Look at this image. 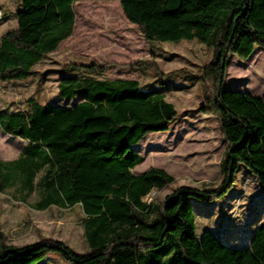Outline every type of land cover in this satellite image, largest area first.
Returning a JSON list of instances; mask_svg holds the SVG:
<instances>
[{
	"label": "trees",
	"instance_id": "1",
	"mask_svg": "<svg viewBox=\"0 0 264 264\" xmlns=\"http://www.w3.org/2000/svg\"><path fill=\"white\" fill-rule=\"evenodd\" d=\"M78 1L20 0L17 27L0 38V82L29 79L72 35ZM118 1L148 42L198 39L212 50L200 70V109L220 118L227 142L220 182L176 186L150 204L140 200L175 180L160 167L132 170L144 161L136 147L143 137L169 130L178 118L166 93L171 77L184 69L164 77L155 69L159 87L103 77L110 64L71 62L56 70L63 101L30 96L17 109L0 106V129L25 141L17 158L0 157V192L13 189L22 200L35 194L39 210L80 205L89 251L51 237L9 244L0 211V264H39L52 252L72 264H264V223L249 245L232 247L211 229L198 237L192 204L228 193L240 166L264 192V96L223 86L230 56L246 60L264 48V0ZM147 65L155 67L147 60L132 64Z\"/></svg>",
	"mask_w": 264,
	"mask_h": 264
},
{
	"label": "rangeland",
	"instance_id": "2",
	"mask_svg": "<svg viewBox=\"0 0 264 264\" xmlns=\"http://www.w3.org/2000/svg\"><path fill=\"white\" fill-rule=\"evenodd\" d=\"M19 8L20 0H0V38L17 27ZM75 11L72 35L34 68L35 73L29 79L0 82V106L17 109L30 96L42 102L63 101L58 97L56 70L71 62L110 64L103 77L132 78L142 84H159V87L164 85L160 84V75L155 69L161 72V77L184 69L171 77L166 93L179 112L178 118L171 122L169 130L150 132L143 137L136 147L144 161L132 170L140 174L149 167H160L175 180L161 190L152 189L140 200L149 204L158 202L180 185L217 186L227 142L220 118L200 109L203 103L200 70L212 58V50L198 39L148 42L139 27L127 19L118 0L78 1ZM257 48L247 61L229 57L224 84L237 82L253 93L264 92V48ZM146 60L154 62L155 67L133 68L132 64ZM24 143L20 137L0 129L3 160L18 157ZM36 198L33 194L28 200H22L13 189L0 192L1 221L7 242L23 245L51 237L65 241L78 252H88L82 209L53 206L40 211L32 206ZM192 204L198 237L211 229L232 247L249 245L255 230L264 223V192L244 166H240L234 187L224 196L212 201L193 198ZM44 261L45 264H72L56 252L49 253L41 260Z\"/></svg>",
	"mask_w": 264,
	"mask_h": 264
},
{
	"label": "crops",
	"instance_id": "3",
	"mask_svg": "<svg viewBox=\"0 0 264 264\" xmlns=\"http://www.w3.org/2000/svg\"><path fill=\"white\" fill-rule=\"evenodd\" d=\"M259 48H257L256 47V49H255V51H254V53L248 58V59H250L255 53H256V51L258 50ZM232 57H237V56H235V55H232ZM248 59H246V60H244V61H247ZM240 63H244V62H240ZM224 87L225 88H227V89H233V90H239V91H245V92H249V93H251V94H253V95H255V96H259V97H263L264 96V92L263 93H261V94H257V93H253L250 89H248V88H244L243 86H239V83H237V82H235V83H226V84H224ZM22 150V149H21ZM21 152V151H20ZM20 154V153H19ZM19 156V155H18ZM17 158V157H16ZM36 200V199H35ZM32 206H33V204H32ZM76 206H78V207H80V205H74V206H71V207H68V208H62V209H71V208H74V207H76ZM51 207H53V206H51ZM50 207V208H51ZM56 207V206H55ZM50 208H48V209H50ZM81 208V207H80ZM36 209V208H35ZM48 209H45V210H48ZM37 210H39V209H37ZM45 210H40V211H45Z\"/></svg>",
	"mask_w": 264,
	"mask_h": 264
},
{
	"label": "bare ground",
	"instance_id": "4",
	"mask_svg": "<svg viewBox=\"0 0 264 264\" xmlns=\"http://www.w3.org/2000/svg\"><path fill=\"white\" fill-rule=\"evenodd\" d=\"M154 196H155V193L152 194V197H154Z\"/></svg>",
	"mask_w": 264,
	"mask_h": 264
}]
</instances>
